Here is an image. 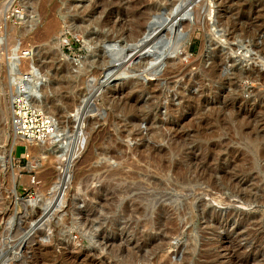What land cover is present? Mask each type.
<instances>
[{
    "label": "rangeland",
    "instance_id": "374dc122",
    "mask_svg": "<svg viewBox=\"0 0 264 264\" xmlns=\"http://www.w3.org/2000/svg\"><path fill=\"white\" fill-rule=\"evenodd\" d=\"M135 1L33 0L21 4V21L7 18L0 1V41L21 43L26 67L35 53L36 67L45 74L42 82L49 83L42 94L57 99L62 108L69 103L65 113H54L66 134L51 131L42 142L44 150L11 144L7 109L13 91L0 60V264H264V202H257L261 189L264 191V103L260 105L264 79L246 75L252 69L257 74L264 72V0H146L163 8L176 2L175 10L159 12L165 16L170 12L174 27L168 29L173 35L181 34L187 50L170 44L156 61L145 60V68L132 70L118 60L115 51L128 48L127 40L116 37V31L126 18L125 7ZM198 12L201 18L196 20ZM167 22L160 24V34L166 32ZM49 23L55 28L46 30ZM55 35L61 57L51 45ZM24 49L28 55L22 54ZM151 50L158 49L147 52ZM132 52L137 55L138 49ZM101 56L108 59L111 69L106 79L105 69L97 62ZM172 60L184 65L185 71L167 75ZM211 67L218 70L222 87L207 78L197 79ZM235 68L242 73L239 78L234 76ZM188 78L192 79L190 85ZM137 87L155 93L139 94L137 107L147 108L151 102L158 105L150 115L135 120L134 134L123 135V125L129 120L112 105L120 104ZM79 97L89 104L77 117ZM171 107L178 110L170 113ZM78 125L84 145L78 154H72L70 147L64 148L74 140ZM153 133L163 136L156 140ZM170 140L184 145L181 148L186 151L169 153L167 167L140 159L135 152L146 146L169 150ZM116 145L122 147L118 159L109 154ZM213 148L220 150L224 159L220 167L229 175L224 182L219 174L214 175L219 188L199 178L205 174L195 162H203ZM228 151L235 152L232 159ZM244 151L248 159L237 156ZM179 160L193 166L190 168L195 166L187 180H180L173 170ZM62 161H66L65 169ZM249 165L252 168L246 175L236 173ZM62 168L68 171L67 178ZM114 169L123 173L112 181L116 189L131 191L113 205L108 214L113 221L103 218L95 201L91 203L94 211L84 212L91 194L108 181L107 175ZM256 182L258 191L253 190ZM247 191L254 201L245 204L240 196ZM135 202L148 207L139 220L123 214L124 206ZM84 213L90 221H84ZM212 215L217 217L211 219ZM141 219L151 229L142 227ZM256 222L260 225L255 226ZM103 228L106 231L100 235Z\"/></svg>",
    "mask_w": 264,
    "mask_h": 264
},
{
    "label": "bare ground",
    "instance_id": "6f19581e",
    "mask_svg": "<svg viewBox=\"0 0 264 264\" xmlns=\"http://www.w3.org/2000/svg\"><path fill=\"white\" fill-rule=\"evenodd\" d=\"M22 5H28V4H32V1L33 0H18ZM35 1V0H34ZM42 3L45 2V0H40ZM149 1V0H148ZM192 1V0H191ZM194 1V0H193ZM201 1V0H200ZM39 2V1H38ZM40 2V3H41ZM199 2V1H198ZM204 2V1H203ZM201 1V3H203ZM261 2V1H260ZM201 3H196L197 5H201ZM205 3V2H204ZM1 4V3H0ZM5 4V3H4ZM2 4L1 7H2V10L3 11H6L7 9V5H4ZM131 4V3H130ZM175 4L176 2H170L169 4L165 5V8L163 7H160L159 4L157 3H147L146 0H136L135 3L132 5H130V7H125L126 11L125 12V16L126 18L124 19V22L123 20L121 21V25L119 26L118 28V31H116V37H124L126 40H127V49H122L120 48V50H116L115 53H116V57L118 58V60H121L123 62H125L129 68H131L132 70H136V69H141V68H145L147 64H145V60L149 61V60H152L154 59L153 61H156L155 59H158V55L160 54L161 56V52L163 53L164 50L169 47L168 45H172L173 47H176V49L179 47V45H182L185 50H187V46L184 44V38L183 37H180V33H177L173 35V30L172 32H170V30L168 29L169 26L171 28L174 27L173 25V21L170 20L171 18V14L170 12H168V15L165 16L164 13H160L159 11L160 10H164V11H171L172 9L175 8ZM204 6V5H203ZM92 7V6H91ZM201 7V6H200ZM177 8V7H176ZM111 10V9H110ZM175 10V9H174ZM174 10L172 11L173 14H174ZM183 10V9H182ZM92 11V10H91ZM197 11V10H196ZM187 12V11H186ZM200 12V11H199ZM198 12V14L195 16L196 17V20L198 18V16L200 15ZM30 13V12H29ZM123 14V13H122ZM24 15V14H23ZM201 18V16H199ZM169 21L168 24L170 25H167L168 27L167 30H165L166 32L160 34L159 30V26L160 24L162 25V23H165V21ZM179 21V20H178ZM196 22V21H195ZM175 23V22H174ZM180 23V22H179ZM235 22H231L230 23V26L232 29H235L236 26H234ZM166 25V24H165ZM164 25V26H165ZM179 25V24H178ZM196 23L194 24V27H195ZM198 25V24H197ZM173 26V27H172ZM188 26L185 25L183 27V29H185L186 27ZM54 27V26H53ZM52 27V24H48L47 26V29L46 30H49ZM198 27V26H197ZM55 28V27H54ZM165 28V29H166ZM164 29V28H163ZM175 29V28H174ZM178 29V28H176ZM53 30V29H52ZM117 30V29H116ZM168 31V32H167ZM175 31V30H174ZM47 32V31H46ZM48 33H51V30L50 32ZM175 33V32H174ZM177 36V37H176ZM55 38L51 40V45L54 47L55 51H56V55L57 56H62L63 54L60 52V50L58 49V40H59V37L58 35H55L54 36ZM111 37H109L107 40H110ZM103 40V39H102ZM101 41V40H100ZM105 45V44H104ZM106 46V45H105ZM171 46V48H172ZM114 47V46H113ZM111 48V47H110ZM151 48H157L158 50H151L149 52H147V50L151 49ZM98 49V48H97ZM115 49V48H114ZM117 49H119V47H117ZM132 49H138V53H136L137 55H134V53L132 52ZM20 50H21V43L19 42H13V43H8L7 45L0 41V60L3 61V64H4V72L6 73L7 75V79L6 81H8L7 83L9 84V87L11 91L14 90V85H13V80L15 79V77L17 75L20 74L21 71H30L31 74H33V77L31 79V84L33 85V89L31 90V94H30V102L36 106L38 108V110L40 111L41 114H43V116L45 117L46 119V126H47V133L46 135L39 139V140H32V139H25V138H20L18 137V135L15 134L13 128H12V125H11V121H10V96H9V100H8V125L11 127L12 129V134H11V144H14L15 142H22L26 149L30 148V147H33L34 148H38V149H43L44 150V147L42 146V142H45L44 139H46L49 134L51 133V131L53 133H56V134H60V133H65V126L62 124L59 125L56 121V119L54 118V113L55 114H61V113H65V107H69V103H66L67 106L65 105L64 108H62L61 106H59L58 104H56V100L57 99H54L45 95V94H42L44 93L45 91V88H47V86L49 85H46L44 82V75L39 71V69L36 67L37 64L34 62V59H33V55L35 53H31L32 55V61L30 63H28V66H24L23 63H22V58L20 55ZM22 52V51H21ZM55 53V52H54ZM145 53H148V56L145 57ZM147 55V54H146ZM60 56V57H61ZM158 56V57H157ZM97 57V56H96ZM95 58V57H94ZM109 58V57H108ZM160 58V57H159ZM96 61V60H95ZM120 61V62H121ZM104 70V77L106 79V77H108V75L111 73V69L108 65V59H106L105 57H99L98 58V61H97ZM150 62V61H149ZM152 62V61H151ZM148 63V62H146ZM154 62H152L151 64H153ZM169 67H168V72H167V75H178V74H181L185 71V67L184 65L180 64V63H176L175 60H172V61H169ZM154 67V66H153ZM152 67V68H153ZM130 69V70H131ZM117 70V69H116ZM121 70V69H119ZM234 76L235 78H239L242 73L240 70H237L236 68L234 69ZM110 72V73H109ZM118 72V71H117ZM259 72L257 69H252L250 72H248L246 75H249L250 76H253V77H258L260 76L259 78L261 79H264V72L263 73H258ZM120 73V72H119ZM218 70L216 69V67H211V68H208V69H204L201 73L200 76H198V80L201 81L203 80L204 78H207L208 80H211L213 81L214 85L216 87H222V85L224 84V81L221 79L220 75L218 76ZM104 79V78H103ZM43 81V82H42ZM191 81L192 79L188 78L187 82L188 84L190 85L191 84ZM232 81V80H231ZM8 87V85H7ZM145 87H137L136 90H132L128 95H125L126 98L122 100V102L120 104H111L112 105V109L115 111V112H119L121 113L124 117H126L127 119L126 120H129L128 124H125L123 126H125V130L123 131V135H128L129 136V131L130 132H133V134L135 133L134 131V123H135V120L137 118H139L140 116H143V115H150L152 113V111H154V109L157 107V105H155L156 103L155 102H151V104L149 106H147V108H142L140 106H136V103H135V100H137V96L141 93H144V92H153V91H148L146 89H144ZM9 90V89H8ZM206 90H201V92H204ZM210 90H207V92H209ZM157 93V92H156ZM155 94L154 92L152 93V95ZM43 95V97H42ZM41 96V97H40ZM124 96V97H125ZM156 95H154L153 97H155ZM70 98V97H69ZM80 98V97H79ZM78 98V99H79ZM156 98V97H155ZM70 101L71 99H67V101ZM68 101V102H69ZM76 101V100H75ZM73 101V103L75 102ZM200 102V101H198ZM262 102L264 103V101H261L260 102V105H262ZM78 105H76V116H80V112L82 110H84V108H86L88 106L89 103L86 102H83L82 98L79 99V102H77ZM155 103V104H154ZM257 107V106H256ZM262 107V106H260ZM73 108V106L71 107ZM178 109L177 108H173L171 107L169 109V112L170 113H174L176 112ZM112 111V112H114ZM111 114V113H110ZM117 115V114H116ZM119 115V114H118ZM111 118V117H110ZM114 119V118H113ZM59 120V119H58ZM121 120V119H120ZM246 121H248V118L246 117ZM125 122V120L123 121ZM120 124V123H119ZM124 124V123H123ZM76 128V127H75ZM52 129V130H51ZM65 134H63V136H65ZM75 135V134H74ZM180 135V134H179ZM63 136H60V137H63ZM162 134L161 133H153V139H161L162 138ZM175 136V135H173ZM50 137V136H49ZM70 138V137H69ZM52 139V138H51ZM113 140V138H111ZM48 140V139H47ZM173 140V139H172ZM174 140H175V137H174ZM179 141V139H178ZM253 141V140H252ZM251 141V142H252ZM53 142V141H52ZM67 142V141H65ZM112 142V141H111ZM169 142H172V144H170V147H169V150H159V149H155V148H152L151 146H146L142 149H137L135 150L136 153H138V157L141 159H146L148 158L153 164H159L160 166H164V167H167V164L169 165V153L170 154H178V155H181V154H184V152L186 151V149H183L181 148V146H184V145H178L177 142L176 143H173V141H169ZM47 143V142H46ZM180 143V141H179ZM112 144V143H111ZM182 144V143H181ZM84 145V144H83ZM65 146V145H64ZM69 144L67 143L66 147L64 148V150H67L69 148ZM35 148V149H36ZM121 145H116L115 147H113L112 150L109 151V154L113 157V158H121L122 155H121ZM187 148V147H186ZM188 149V148H187ZM63 150V149H62ZM81 151V150H80ZM238 150H236L237 152ZM233 153V151H232ZM231 151H228L227 152V156L229 157V159L231 158V156L233 155L234 157V153L232 154ZM135 154V153H134ZM220 150H216V149H212V150H208L206 152V157L203 162H201L200 160L196 159L195 162H197L196 164L199 166L200 170H202L200 173L201 174H205V175H201L199 178L205 180L211 187L213 188H219L220 187V183L217 182V180L214 178L215 176L214 175H217L219 174L220 175V180L222 182H224V180H229V175L228 173H226L227 171L221 166L220 167V164H222V160H224L220 155ZM242 156V157H245L246 159H248L247 157V152H238V155L237 156ZM183 158V157H182ZM250 158V157H249ZM232 159V158H231ZM238 159V157H237ZM245 159V160H246ZM6 161V160H5ZM230 161V160H229ZM194 162V163H195ZM162 163V164H161ZM225 163V164H224ZM224 165H230V163L228 161H224ZM186 164V165H185ZM196 165V166H197ZM214 165V166H213ZM252 165V164H250ZM247 167V168H239V171L236 172V173H243L242 175H244L249 169L252 168V166ZM157 166V165H156ZM174 167V172L176 174V177L180 178V180H187L189 179V173L191 172H195L193 169L195 168H190V167H193V166H190L187 165V163H184V160H179V162H175V165H173ZM218 167V170L215 171V169ZM65 169V168H64ZM62 168V173H65L66 171ZM111 170V169H110ZM197 170V169H196ZM199 170V171H200ZM263 170V169H262ZM261 170V171H262ZM198 171V170H197ZM13 172V176L16 177L17 174ZM217 173V174H216ZM191 175V174H190ZM198 175V174H197ZM246 175V174H245ZM68 176V171L66 172V178ZM108 181L107 182H103V184L100 186V188L96 189V193H93L91 194L90 196V200L86 206V208L83 210L84 212H88L89 210L92 212L94 211L92 209V201H95V202H98L100 205V209L101 211L103 212V214L105 215V217L103 216L104 219L106 220H111L113 221V217H108V214L111 212L112 208H113V205L120 202V200L122 199V197L125 196V193H127V188L124 190H117L115 186L116 183H113L112 181L116 178V176L119 178V176H123V173L121 170H117V169H114L112 171H110L108 173ZM13 177V178H14ZM195 179L198 178V176L195 175L194 177ZM107 179V178H105ZM104 179V180H105ZM194 179V180H195ZM199 179V180H200ZM198 180V179H197ZM232 180V179H230ZM106 181V180H105ZM115 181V180H114ZM192 181V180H191ZM254 181V180H253ZM229 182V181H228ZM232 182V181H230ZM234 182V181H233ZM232 182V184H233ZM258 182V181H257ZM255 183L253 185V190H259V185L258 183ZM235 183V182H234ZM238 183V182H236ZM235 183V184H236ZM138 187V185H137ZM263 187V186H261ZM131 189H133L131 187ZM131 191V190H129ZM128 191V192H129ZM252 191V190H251ZM261 193H262V196L258 199V203H263L264 202V191H262L261 189ZM238 196V195H237ZM257 196V195H256ZM136 197V196H135ZM137 198V197H136ZM140 198V197H138ZM137 198V199H138ZM254 197L250 194V192L247 191V193L243 194L242 196H240V200L243 201V203H248L250 201H254L253 199ZM138 201V200H137ZM141 201V200H140ZM241 201V202H242ZM141 203V202H140ZM140 203H131L130 205H125L124 208H123V214L126 218H130L133 217V218H140L142 216H144V214L146 213V209L148 208H145V207H142L140 206ZM129 204V203H128ZM95 207V206H94ZM99 207V206H98ZM122 210V209H121ZM80 212H83L82 210L79 209ZM100 211V212H101ZM148 213V212H147ZM88 214V213H87ZM96 214H98L96 212ZM112 213H110L111 215ZM2 215V214H1ZM93 217L95 215V213L92 214ZM107 215V216H106ZM89 214L86 215L85 213L83 214V217L84 218V221H87L88 219H90L89 217ZM116 216V215H115ZM146 216V214H145ZM91 217V216H90ZM211 219H215L217 216L215 215H212L210 216ZM118 218V217H117ZM122 218V217H121ZM207 219H205L207 222H208V218L209 217H205ZM250 218V217H249ZM125 219V218H124ZM148 219V218H147ZM116 220V219H115ZM126 220V219H125ZM139 220V219H138ZM150 220V219H149ZM84 221H82L81 223L83 224ZM90 221V220H88ZM205 221V222H206ZM257 221V220H255ZM108 222V221H107ZM128 222V221H127ZM210 222V221H209ZM260 222V221H259ZM259 222H256L255 223V226H258L260 225ZM80 223V221H79ZM80 223V224H81ZM89 223V222H88ZM111 223V222H110ZM91 224V223H89ZM139 224V223H138ZM141 226L144 227V228H150L151 226H149V223L144 219L142 220L141 219V222H140ZM150 224H151V221H150ZM137 226V225H136ZM151 229V228H150ZM105 228H103L101 230V232L99 233L100 235L101 234H104L105 233ZM137 231V230H136ZM140 233V232H139ZM151 233V232H150ZM90 234V233H89ZM143 234V233H142ZM145 235H146V231H145ZM147 236H149V242L151 241L150 240V237L151 235L147 234ZM147 236H144L147 237ZM138 238V237H137ZM155 238V237H154ZM140 239V237H139ZM143 239V238H142ZM152 239V238H151ZM136 242V241H135ZM145 242H147V240L145 239ZM137 243V242H136ZM156 243V242H154ZM111 244V243H110ZM114 244V243H113ZM142 244V243H141ZM140 244V245H141ZM156 245V244H154ZM145 246V245H144ZM150 246V245H149ZM160 247L159 245H156V247ZM111 247V246H110ZM155 247V246H154ZM155 247V248H156ZM52 248V247H51ZM114 248V247H113ZM144 248V247H143ZM142 248V249H143ZM153 248V247H152ZM154 248V249H155ZM112 250V249H111ZM110 250V251H111ZM130 250V249H129ZM48 251V250H47ZM51 251V250H50ZM54 251V250H53ZM109 251V252H110ZM113 251H115L113 249ZM153 252H155V250H151ZM138 252V251H137ZM141 252V251H140ZM112 253V251H111ZM135 253V256H137L136 252H133ZM143 253V252H142ZM47 254V253H46ZM50 254V253H49ZM53 254V253H52ZM72 254V253H71ZM80 254V253H79ZM85 254V253H84ZM51 255V254H50ZM70 255V254H69ZM87 255V254H86ZM126 255V254H125ZM130 255V254H129ZM139 256H141V254H139ZM143 256V255H142ZM67 257V255H66ZM76 257V256H75ZM126 257V256H125ZM128 257V256H127ZM130 257V256H129ZM57 258V257H56ZM120 258V257H119ZM134 258V257H133ZM132 258V259H133ZM137 258V257H136ZM135 258V259H136ZM121 259V258H120ZM72 260V259H71ZM131 260V259H130ZM129 260V261H130ZM188 260V259H187ZM70 261V260H69ZM91 261V260H90ZM126 261H128L126 259ZM131 262V261H130ZM135 262V261H134ZM133 262V263H134ZM79 264V263H78ZM105 264V263H104Z\"/></svg>",
    "mask_w": 264,
    "mask_h": 264
},
{
    "label": "built area",
    "instance_id": "2783aa9c",
    "mask_svg": "<svg viewBox=\"0 0 264 264\" xmlns=\"http://www.w3.org/2000/svg\"><path fill=\"white\" fill-rule=\"evenodd\" d=\"M0 1L7 4V18L12 21L22 20L24 10L18 0ZM22 54L28 55L29 52L27 49H24ZM32 77L33 74H31L30 71H21L13 80L14 90L11 92L10 96V121L18 137L39 140L46 135L48 130L45 117L40 113L38 108L30 102V94L33 89V85L31 84ZM84 138L85 136L81 132L80 125H78L74 140L69 146L72 154H78L83 148ZM19 143L25 147L22 142ZM62 166L65 168L66 161H62Z\"/></svg>",
    "mask_w": 264,
    "mask_h": 264
}]
</instances>
